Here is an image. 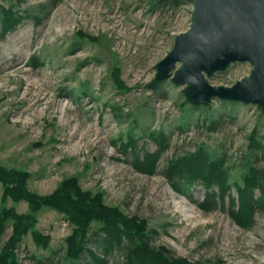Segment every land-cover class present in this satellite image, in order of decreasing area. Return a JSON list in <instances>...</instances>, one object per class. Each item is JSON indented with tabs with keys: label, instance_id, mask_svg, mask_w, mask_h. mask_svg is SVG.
Segmentation results:
<instances>
[{
	"label": "rangeland",
	"instance_id": "obj_1",
	"mask_svg": "<svg viewBox=\"0 0 264 264\" xmlns=\"http://www.w3.org/2000/svg\"><path fill=\"white\" fill-rule=\"evenodd\" d=\"M191 10L186 0H0V167L26 173L27 190L38 196L74 177L82 191L144 225L143 239L122 238L108 248L102 224L92 221L85 251L71 259L66 238L75 223L42 206L16 245L19 264H92L90 251L106 264H131V250L141 245L189 264H264V216L240 227L227 201L225 210L205 212L197 204L200 186L189 198L163 173L173 158L203 147L211 157L225 155L229 182L242 185L250 136L264 148L259 106L194 104L170 79L151 87ZM250 69L237 62L209 81L230 86ZM157 137L166 148L148 175L132 162L135 154L155 151ZM6 186L12 185L0 180V209L29 213L25 199L4 195ZM231 194L237 196L234 186ZM13 224L7 218L0 228V248ZM33 232L48 240L36 241Z\"/></svg>",
	"mask_w": 264,
	"mask_h": 264
},
{
	"label": "trees",
	"instance_id": "obj_2",
	"mask_svg": "<svg viewBox=\"0 0 264 264\" xmlns=\"http://www.w3.org/2000/svg\"><path fill=\"white\" fill-rule=\"evenodd\" d=\"M177 1L173 0V2ZM160 82L154 78L151 87L156 89ZM214 127L212 126L210 129ZM150 136L153 135L150 134ZM156 139L155 151L146 152L142 157L135 154L132 162L135 169L148 175L155 173L159 155L166 148L164 138L157 137ZM250 142V151L246 155L250 165L242 185L229 182V169L226 166L225 155L211 157L203 147L173 158L168 162L163 173L173 190L187 195L189 198L191 197L189 191L200 186L204 193L203 199L197 204L205 212L218 208L225 210L227 201L228 215L238 226L247 229L254 224L256 215L264 216V163H261L264 160V148L253 135L250 136ZM132 147L133 143L131 142L123 148L127 150ZM243 157L245 158V156ZM27 176L26 173L16 170L8 171L0 167V180L6 182L7 185H12L4 188V195L10 196L13 200L25 199L29 204V213L24 215L16 214L10 208L0 209V228L7 218H11L14 223L11 236L0 248V264H19L15 256L16 245L20 242L22 235L32 228L35 223L34 213L42 206L55 207L75 223V228L66 238V254L71 259H80L85 251L89 226L92 221L102 224L103 240L108 248H111L113 244L121 245L122 238L129 242L143 239V223H138L136 218L124 216L115 208L103 205L99 194L92 195L90 191H82L76 178L64 180L49 195L38 196L27 190L25 185ZM233 186L237 192L236 197L231 194ZM33 237L38 242L48 240L47 237H42L36 232H33ZM89 253L92 264H106L105 260L99 258L93 251ZM129 260L131 264H189L186 260L171 261L163 251L153 250L146 245L133 248L129 254ZM36 263L46 264L43 260H38Z\"/></svg>",
	"mask_w": 264,
	"mask_h": 264
},
{
	"label": "water",
	"instance_id": "obj_3",
	"mask_svg": "<svg viewBox=\"0 0 264 264\" xmlns=\"http://www.w3.org/2000/svg\"><path fill=\"white\" fill-rule=\"evenodd\" d=\"M187 29L156 65V80L183 86L186 98L206 105L214 99L257 105L264 110V0H186ZM250 71L230 86L209 77L234 63Z\"/></svg>",
	"mask_w": 264,
	"mask_h": 264
},
{
	"label": "bare ground",
	"instance_id": "obj_4",
	"mask_svg": "<svg viewBox=\"0 0 264 264\" xmlns=\"http://www.w3.org/2000/svg\"><path fill=\"white\" fill-rule=\"evenodd\" d=\"M30 105V104H29Z\"/></svg>",
	"mask_w": 264,
	"mask_h": 264
}]
</instances>
